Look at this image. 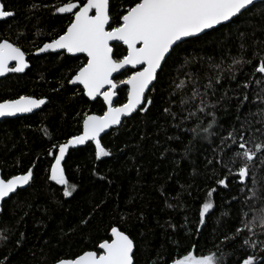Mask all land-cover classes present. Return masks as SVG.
<instances>
[{
    "label": "snow or ice",
    "instance_id": "obj_1",
    "mask_svg": "<svg viewBox=\"0 0 264 264\" xmlns=\"http://www.w3.org/2000/svg\"><path fill=\"white\" fill-rule=\"evenodd\" d=\"M112 7V0H61L58 4L30 0L27 7L28 18L41 9H52L53 16H68L66 29L38 47L36 55L83 54L86 61L66 77L68 85L79 86L72 98L97 101L102 97L107 106L103 115L84 114L82 134L52 144L48 150L54 161L49 180L62 186L65 199L73 197L78 186L69 182L63 166L69 149L92 142L96 160L113 156L102 144V134L109 129L118 134L125 119L134 115L147 120L155 106L152 93L167 82L161 115L166 121L178 122L171 124L176 130L173 135H167V128L163 131L167 141L179 142L182 148L177 153L175 147L169 146L160 153L162 160L172 156L171 163L175 166L167 180L177 175L181 161L188 160L193 152H201L204 145L197 148V140L207 142L211 156H204L203 172L193 167L194 183L180 184L175 195L161 186L165 207L190 211L184 196H193L189 189L199 191L195 181L201 176L229 191V209L233 201L238 206L236 216L230 211H221L217 216L214 194L218 188L209 187L194 219L185 215L180 224L172 220L164 224L157 221L165 234L171 229L179 235L183 229L191 239L202 238L215 217L212 229L215 251L193 254L196 247L193 245L186 254H178L171 264H264V0H135L133 3L122 0L115 17ZM16 15L14 9H8L0 0V21L7 23ZM26 34L20 31L17 41L0 39V77L23 73L29 68L27 53L18 43ZM40 35L38 29L36 36ZM213 46L214 54H200ZM121 90L127 94L124 103L118 100ZM46 102V98L26 95L5 100L0 103V117L32 113ZM173 105H177V110ZM173 154L179 155V159ZM92 174L99 175L95 170ZM33 175L29 168L23 174L0 178V214L10 200L24 203L18 200V190L30 187ZM232 184L240 195L232 194ZM26 207L28 211H23L13 224L0 225V249L9 250V254L0 256V264H12L11 251L24 246L27 235L20 226L26 225L33 205L27 203ZM43 211L46 213L47 208ZM90 219L91 216L82 219L81 225L86 226ZM137 219L143 221V213ZM121 220L126 221L127 216H121ZM232 220H238L234 229ZM36 226L46 227L43 221ZM17 233L18 238L13 240ZM110 233V238L102 240L97 250H87L75 257L58 255L51 264H136L137 244L131 235L119 226H111ZM174 243L179 248L180 242ZM41 264H48L47 255L41 258ZM150 264H167V261L157 254Z\"/></svg>",
    "mask_w": 264,
    "mask_h": 264
},
{
    "label": "trees",
    "instance_id": "obj_2",
    "mask_svg": "<svg viewBox=\"0 0 264 264\" xmlns=\"http://www.w3.org/2000/svg\"><path fill=\"white\" fill-rule=\"evenodd\" d=\"M2 2L8 9H14L17 15L7 23L0 22V39L17 41L18 33L26 32V36L21 37L18 43L27 53L31 67L24 75H10L0 81V102L18 99L22 95L47 99L42 110L33 115L0 121V171L3 178L23 174L29 168H33L34 174L31 186L20 192L18 200L24 203L10 200L3 205L5 211L0 214V225L5 222L13 224L23 211H28L27 203L33 205L31 214L26 217V225L20 226V230L26 232L27 239L22 248L11 251L12 264H41L44 255H47L48 264H51V260L58 255L75 257L87 250H97L102 240L110 238L111 226L121 227L135 240L136 264H150L157 254L167 264H171L178 254H186L193 245L196 246L193 254H208L210 249L215 251L212 235L215 217L209 222L208 230L203 233L202 238L192 236L189 239L183 229L179 235L173 234L171 229L165 234L157 223L159 221L164 224L165 221L172 220L173 223L180 224L185 215L190 220L194 219L209 187L218 188V192L214 194L217 216L221 211H230L232 216H236L238 208L233 201V207L229 209L227 200L230 195L227 189L219 188L214 181H206L202 176L195 181L199 191L189 189L193 196H184L190 211L165 207L164 198L160 195L161 186L175 195L180 191V184L194 183L191 179L193 167L203 172L204 156H211L207 142L197 140V148L201 145L204 148L201 152H193L188 160L181 161L177 175L173 180H167L175 166L171 163L172 156L162 160L160 153L169 146L175 147L177 153L182 151L180 143L167 141L163 131L167 128V135H173L176 130L171 124L178 122L166 121L161 115L167 97V82L152 93L155 106L147 120L142 115H134L124 122L118 134L112 131L101 139L102 144L114 153L113 156L96 160L93 143L70 152L64 163L65 176L78 187L73 197L65 199L62 196V186L48 178L51 163L54 162L48 155V150L52 144L64 143L72 136L79 135L83 130L85 113L103 115L106 106L101 99L90 102L86 97L72 98L77 87L68 85L66 77L74 74L86 61L85 56L72 57L66 53L62 56H34L38 47L66 29L68 16H53L52 9H41L28 18L30 13L27 7L30 0ZM37 2L58 4L61 0ZM133 2L135 0H127V3ZM121 3L122 0H112L114 17ZM38 29L41 30L39 37L36 36ZM233 48L235 49V45ZM189 50H192L191 47ZM214 52L213 46L200 54L211 55ZM175 75L174 72L173 76ZM179 78L184 79L183 76ZM80 91L82 92V88ZM126 99V91H119V102L124 103ZM176 100H179V96ZM173 109L177 110V105H173ZM121 148L124 151H120ZM173 155L179 159V155ZM94 170L99 175H93ZM99 176H105L106 179L101 180ZM230 187L232 194L240 195L235 184ZM45 207L46 213L43 211ZM141 213L144 215L143 221L137 219ZM89 216V223L81 225V220ZM121 216H127V220H121ZM39 221H43L46 227H37ZM231 223L234 229L238 220H232ZM72 229L74 231L70 232ZM16 238L18 233L13 240ZM45 241L49 243L45 244ZM174 241L180 242L179 248ZM5 254H9V250L0 249V256Z\"/></svg>",
    "mask_w": 264,
    "mask_h": 264
},
{
    "label": "water",
    "instance_id": "obj_3",
    "mask_svg": "<svg viewBox=\"0 0 264 264\" xmlns=\"http://www.w3.org/2000/svg\"><path fill=\"white\" fill-rule=\"evenodd\" d=\"M0 22H2V21H0ZM50 54H57V53H41L40 55H36V52L34 53V56L35 57H42V56H46V55H50ZM68 55V54H67ZM71 56V55H70ZM80 56H84L83 54H77L76 56H72V57H80ZM26 59L29 61V58H28V55L26 56ZM29 64H30V62H29ZM30 67H31V64H30V66H29V68L28 69H25V71L23 72V73H8V74H6V76H4V77H0V81L1 80H3V79H5V78H7L8 76H10V75H24L29 69H30ZM71 87H79V86H72V85H70ZM87 98V97H86ZM88 99V98H87ZM98 99H101L102 100V97H100V98H98ZM97 99V100H98ZM90 101V100H89ZM103 101V100H102ZM90 102H95V101H90ZM0 103H2V102H0ZM47 103V102H46ZM45 105H42L41 106V108L40 109H36V110H34L32 113H22V114H17L16 116H14V117H0V121H3V120H11V119H17V118H21V117H26V116H30V115H33V114H35L36 112H39L40 110H42V108L44 107ZM106 106V105H105ZM106 109H107V106H106ZM127 119H130V118H126L125 119V121L127 120ZM113 130L112 129H109L106 133H103L102 134V138L104 137V136H106V135H108L110 132H112ZM82 132H83V130H82ZM82 132L80 133V134H82ZM101 138V139H102ZM90 143H92V142H88V144H86V145H82V146H78L77 148H74V149H69V152H68V154L66 155V157H65V161H66V159L68 158V155L70 154V152L71 151H74V150H78V149H83V148H85L87 145H89ZM65 161H64V163H65ZM64 163H63V166H64ZM32 170H33V168H32ZM0 178H3V176H2V172L0 171ZM28 188V187H27ZM26 188V189H27ZM18 191H24V190H18ZM99 251H101L102 252V250H99Z\"/></svg>",
    "mask_w": 264,
    "mask_h": 264
}]
</instances>
